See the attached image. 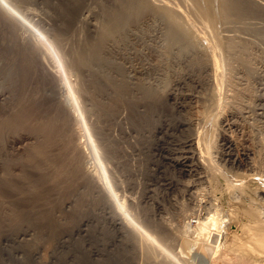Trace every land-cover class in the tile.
I'll list each match as a JSON object with an SVG mask.
<instances>
[{"label":"rangeland","instance_id":"1","mask_svg":"<svg viewBox=\"0 0 264 264\" xmlns=\"http://www.w3.org/2000/svg\"><path fill=\"white\" fill-rule=\"evenodd\" d=\"M116 1L0 0V264H157L163 258L162 255L158 254L159 256L147 258L146 251H144L146 246L143 245L140 248L138 243L131 241V239L124 235L118 223L115 224L114 218L118 217V215L116 214V209H114L115 204L112 198H115L118 202L124 201L127 209L133 214V218L148 233L152 234L153 238L157 234L153 230L154 227L158 226L160 227L159 229L164 228L166 231L165 238L161 240L157 236L155 237L159 245L168 253L172 249L171 252L177 253L178 255H176L186 261L187 264H264V253L258 250L254 251L257 253H253L255 249L252 250V248H249L250 250L247 249L246 252H244L246 248L240 250L231 247L230 249L231 240L227 242L228 238H230L229 234L235 233L233 231H236V236L239 235L238 237H241L242 240L245 239L246 235H243L244 233L242 232L243 227L250 226L251 228V222L255 224L258 221L255 219H259V217L260 219H264V33L262 34V30L259 31L261 28L264 30V0L252 1L255 2L254 6L257 8V11L253 14H243L244 16L235 17V19L233 18L227 22L217 17L214 20L213 28L211 27V23L213 22L210 20L206 22L208 19L204 16L202 17L200 11L195 8L197 5L198 7L206 6V0H197L196 2L190 0L192 5L188 0H184L186 3L183 0H148L152 6L159 10L160 14H178L175 10L170 11V8L167 7L168 3L166 1H168L169 6L173 3L172 7L177 6L175 8L181 9L179 12H181L180 16L183 17H181L182 20L189 17L187 19L188 22L186 21L188 25H186V22L185 25L190 31L191 36L195 35L194 38L195 40L197 39V48L200 49L197 54L199 55V59L201 58L200 56L204 55L203 52L207 51L203 49L208 48V52L205 53V55H208L202 56V59L205 57L207 60L204 61L205 58L203 60L200 59L201 61L198 63L189 60L190 58L188 57H190L192 52H184V54L189 55L188 57L183 56V52L182 54L179 52L180 54L178 55V51L175 50L176 47H174L175 49L172 48V50L174 49L173 52L171 51L172 53L170 52L168 55L154 52L158 49V45L161 47L160 45L162 44L163 37L161 36H163L162 30H164V21L162 20L164 19L147 15L151 19L145 18L138 25V21L135 23L128 16L123 21L119 20L115 9L117 8L115 6ZM170 2L172 3L170 4ZM188 2H190L189 6L186 5L184 7ZM213 3V8H215L217 6L215 3L217 4L218 2L217 0H213ZM262 3L263 6H259ZM164 6H166V9ZM261 9L263 10L261 11ZM182 10H185L186 13L184 14ZM259 12H263V14ZM257 13L258 16L255 15ZM195 14L199 18L195 17ZM253 18L256 23H253L255 22ZM149 20L154 21L153 24L155 23L156 25H153ZM189 20H192L193 23ZM101 22L105 26L116 30V32L112 33V40L109 39L106 42L101 40V33L98 29H95L101 25ZM240 22L244 25L248 24L247 28ZM112 24L117 25L116 27H111ZM237 24L238 26H236ZM250 24L254 26L258 24L259 26H257L261 28L255 27L259 33L256 29L252 28V25L250 28ZM137 26L139 30L136 29L138 28ZM194 26L197 31L199 29L202 32L198 33ZM208 26L211 27V30H214L215 27L216 34H213L208 29L210 28ZM132 31H134V34L137 31L135 37ZM207 31L210 34H206ZM140 32L141 34H139ZM148 35L151 36L149 37ZM153 35H156V37ZM227 37L237 39L238 44L235 46L238 48L239 53L237 52V54L240 56L235 55L234 51L237 50L231 51L236 47L229 48L230 54L227 52V48L225 50L224 41ZM52 38L63 56V63H65L66 67L65 78L77 90L76 95L78 94L80 97L82 116L88 132H90L92 143L93 145L95 144L94 149H96L100 166L106 174L107 182L113 193H104L105 200L102 199L103 196L100 189L93 185V178L90 181L88 179L89 173H94L96 165L88 157V147L84 132L80 128L81 126L75 122V119L72 117L73 114H70V106L66 103V101L69 102L68 95L65 94L66 85L64 79H59L58 77V63L53 57H49V60H51L49 61L40 52L39 54L37 53V48H43L46 45L43 39L51 40ZM139 38L144 43L141 44L140 40H138ZM155 38L160 41H156ZM214 39L215 42L213 41ZM147 40L149 44L146 43ZM210 40L211 42L213 41L215 46L213 44L212 46L210 45ZM218 41L223 45L219 44ZM155 42L159 43L155 45ZM239 42L244 44L240 43L243 48L246 46L243 55L241 54L243 48H241ZM37 43L39 44L37 45ZM103 44L107 47L103 46ZM146 45H148L147 48L145 47ZM102 47L107 50L105 55L100 52ZM212 47L213 49L211 50L210 48ZM223 48L224 53L226 55L229 54L231 64H235V68H233L234 66H230L234 72L228 71L229 68L226 69L230 65V61L228 55H225L228 59L224 56L227 60H223L225 59L223 57ZM214 49L216 51L217 49L218 51L220 50V53L222 52V54L219 53L222 57H219V60L222 59L226 62V67L223 66L221 70L222 65L220 66V64L223 61L217 62L219 60L218 58L216 60L215 56L217 55L218 57L219 55ZM43 50L41 49V51ZM100 55L104 56L103 62L109 64L110 61H113L114 63L117 62L118 66H120H117V68L113 67L111 76L115 80L125 76L126 80H123V83L121 82L123 85L118 84L119 82L117 83L121 87L115 86L116 84L114 85L111 78L108 80L109 84L113 86H109L105 81L101 84L94 80L91 82V79L85 75L87 69H89V67L85 66L86 64H90L92 68H99L102 63ZM231 55L234 57L232 58ZM180 56L187 58L189 61L187 59H182V61ZM159 57L163 58L160 59ZM213 57L215 58V63H213ZM163 60H166L167 66V63L171 65L165 66ZM170 60L172 61L170 62ZM237 60L239 62H236ZM202 61L207 66L210 64L209 67L205 66L204 62L203 65L205 67H203ZM98 62L100 63L98 64ZM240 62H245V64L249 65L244 64V69V65L241 63L242 67L239 68ZM155 64L161 68L159 69ZM196 64L199 70L203 68V71H199L195 67ZM213 64L219 69L215 65L213 66ZM223 64L225 65V63ZM132 65L136 69L139 66V70H144L153 76V80L150 78L149 81L151 84L155 82L154 88L156 90L158 89L156 82H161V78L164 80V82L162 80L163 83H157L161 88L159 87L154 94L155 97L157 94V97L155 100L153 99L152 103L154 105L158 102L155 105L158 108H154L155 106L152 105L153 110L148 109L149 112L151 111L150 113L147 112L146 108L138 106V101L136 103V100H132L133 98L135 99V96L132 94L133 91H130L132 90L129 87L131 85L128 86V79H132L131 81L135 79L129 77L133 73ZM162 65L165 67L164 69ZM188 66H191V68ZM210 66L217 69L216 73L215 68H212L216 75L210 70ZM246 67H249L247 69L248 72L245 71ZM151 69L153 70L151 71ZM187 70H190V72ZM218 70L222 72L218 73ZM228 73L232 74L228 75ZM144 74L140 76L144 77ZM221 74L224 75V80L227 79L228 75L229 80L227 79L228 81L226 82L230 81L234 87L229 85L230 83L227 85L224 82L226 83L224 84ZM213 75L216 78L220 75L219 78L221 77V79L218 80L217 78V81H221V83L213 80L216 79ZM77 76L78 79L75 80ZM117 76L119 77L118 79L116 78ZM155 76L157 80L154 78ZM230 76H233V78ZM175 78L182 79L177 83L175 81H178V79L175 80ZM93 83H97L98 86ZM214 83L218 85L224 84V86L219 85L220 92ZM161 84L165 86V89ZM126 85L129 90L126 89ZM227 86H230L232 90ZM236 86H238V89H235L236 92L232 93L233 88H236ZM211 87H215L214 89H217V92ZM161 89H163L162 92ZM164 91L167 95H165ZM221 92L224 94H221ZM230 93L231 95H229ZM235 93L237 94L235 95ZM125 94L126 100L123 98ZM122 95L123 97H121ZM222 95L224 97H221ZM162 96L167 97L166 100ZM217 97L221 98L217 101ZM219 101L220 103H217ZM186 103L188 104L186 105ZM234 105L237 109L232 107ZM230 108L231 111H235L234 114L236 115L231 114ZM137 109H143L141 110L144 111L142 114H147L144 116L145 118L143 115H140L141 112ZM176 117H180V119ZM222 118H226L228 122L235 121L238 124L232 126L222 125L220 123ZM149 120H151V123H148ZM188 121L190 124L187 125L186 122ZM66 122L68 123L67 126L64 124ZM206 124L208 127H211H206ZM220 125L221 127H219ZM225 125L227 128L230 126V128L227 129ZM251 125L252 127H250ZM213 126L214 128H212ZM215 126L217 127L216 129ZM200 127L205 131L201 130ZM149 128H152V130ZM211 128L215 129L218 134L215 135V131L210 130ZM199 130L203 131L201 135H199ZM222 131L227 132V134L222 133ZM208 133L209 135L211 134V138ZM221 135L227 138L223 139ZM197 136L200 140L197 139ZM187 137H193L194 140L200 141V144L207 138L208 142L212 141L210 146L213 147L209 148V155L207 153V157H210V159L206 165L195 167L193 164L195 160L192 161L191 159V161L186 162L190 164L189 166H180L178 161L182 160V154H185L182 150L187 143ZM202 137L204 139L207 138L204 140ZM227 139L231 140L230 144L226 142ZM17 140H22V143L15 142ZM223 143L226 144L224 145ZM237 143L240 144L238 145ZM195 149L197 150L198 148L195 146ZM226 151L234 155L236 154L239 160L236 159L233 162L227 161V156L224 155V153H227ZM246 160H249V162ZM251 161L254 166H251L253 165ZM221 166L222 168H220ZM193 167L195 168L191 169ZM202 168L204 170L202 171L203 173L200 172ZM198 171L203 174L199 181L196 178V176L201 175L200 173L197 174ZM249 177L251 178L249 179ZM242 178L244 179L243 181ZM191 180H194V183ZM235 180L238 181L237 184L239 185L236 184ZM240 180L245 184L240 182ZM245 180H248L247 182L249 183ZM233 181L236 185H233ZM187 182L190 185L189 189L186 186ZM228 185L240 191L236 192L235 189L228 188ZM200 187L203 189H200ZM254 187L256 189L260 187L261 190H256ZM196 190H199V192L197 193ZM243 191L246 194L241 193ZM254 193H258L256 194L257 196ZM250 204L253 205L251 207L256 209V216L257 214L261 215L259 211H263L262 218L261 216L251 218L248 213L244 212L243 209L250 206ZM257 209L260 210L258 211ZM213 211H216L218 218L222 217L221 219H226H224L226 222H223L225 224L222 226L221 236L218 238L220 241V246L218 247L220 249L218 250L217 248L218 251L216 250L215 253H204L198 248H194L196 251L192 248L189 252H179L180 235L182 233L187 234L184 229L188 230L187 236L189 238L193 236V223L195 222L191 220H196L197 215L205 216L208 212L210 214ZM217 212L220 214L219 216ZM237 219H239L240 223L236 222ZM82 220L86 221V225L82 226L83 229L81 231H78L76 227ZM229 220L236 225H232V223L230 225ZM185 221H188L189 224ZM261 222L263 223V221ZM162 223H165L164 226ZM183 224H187L189 227L187 226L186 229ZM241 226L242 229L240 228ZM262 226L264 227V225ZM23 231L29 234L26 236V239L18 240L19 234ZM62 234L67 238L66 242H59L58 240V237ZM223 236H225V241L222 239ZM207 240L214 243V235H210ZM245 243L247 244L248 242L245 241ZM248 244L252 245L250 242ZM226 248L229 253L226 251ZM193 250L196 253L192 252ZM171 252L169 255L172 254ZM199 252L203 254V257H198ZM181 253H183L184 257L179 255ZM195 254L198 255L196 256ZM228 254L230 258L231 256L234 258L232 257L231 260ZM194 255L197 258L194 257L195 259H193ZM205 255L207 256L204 257ZM217 256H220L219 259L221 261L217 259ZM211 258L215 259L214 261L217 260L216 263Z\"/></svg>","mask_w":264,"mask_h":264},{"label":"bare ground","instance_id":"2","mask_svg":"<svg viewBox=\"0 0 264 264\" xmlns=\"http://www.w3.org/2000/svg\"><path fill=\"white\" fill-rule=\"evenodd\" d=\"M153 1V0H152ZM158 1V0H157ZM161 1V0H160ZM174 1H176V0H174ZM179 1V0H178ZM182 1V0H181ZM180 1V2H181ZM184 1V0H183ZM187 1V0H186ZM188 1H190V0H188ZM195 2L197 1V0H194ZM215 1V0H214ZM252 1H254V0H217V4L215 3V5H217V6H215V8H213V5H214V3L212 4V2H213V0H206V6H202V7H198V5H197V7H195V8H197V10L198 11H200V13L202 14L201 16L203 17H205L206 19H208L206 22H208L209 20L211 21V22H213V23H211V27L213 28V26H214V20L215 19H217V17L219 18V19H223V20H225L226 22L227 21H229V20H232L233 18L235 19V17H238V16H244L243 14H247L248 15V13H255V11H257L256 9L257 8H255V6H254V3L255 2H252ZM256 1V0H255ZM258 1V0H257ZM155 2V1H154ZM167 3H168V5H167V7H169L170 8V11L171 10H175V12L176 13H178V14H175V15H165V14H160L159 13V10L157 9V8H155L154 6H152L151 4H150V2L148 1V0H117L116 1V4H115V6L117 7V8H115L116 9V11H117V16L119 17V20H124V18H132V20H133V22H137V25H138V23H141V21L143 20V19H145V18H148V16L147 15H151L152 17H154V16H156V18H162V19H164V20H162V21H164V30H162V29H160V30H162V33H163V36H161L162 35V33H161V31H160V33H161V35L159 34V36H161V37H163V39H162V44L160 45L161 47H159V45H158V49H156L154 52H157L158 54H163V55H168L171 51L173 52V50L175 49L174 47H176V49L175 50H177L178 51V55L181 53L182 54V52H183V54H184V52H186V51H190V57H188L189 55H186V54H184L183 56H187L188 58H190L189 60H191V61H193V62H199V61H201L200 59H202V56H206V55H208V54H206L205 55V53L206 52H208V48L206 47V49L204 48L203 50L204 51H206L205 53L203 52V54L204 55H202V53H200L202 56H200L201 58L199 59V55H197L198 54V52H199V48H197V39L195 40V38H194V36L192 35L191 36V34L189 33L190 31L187 29V27H186V25H188V21H187V19H189V17L188 18H185V20H182V16H180L181 14V12H179L181 9L179 8H175V7H177V6H173L172 7V2H170V6H169V2L168 1H166ZM191 2V1H190ZM190 2H188L187 4H185V6L184 7H186V5L187 6H189V4H190ZM261 2V1H260ZM259 2V3H260ZM184 3H186L185 1H184ZM198 3V2H197ZM202 3V2H201ZM258 3V2H257ZM256 3V4H257ZM155 4V3H154ZM163 4V3H162ZM195 4H193L194 6H195ZM212 4V5H211ZM158 5V4H157ZM177 5H178V3H177ZM181 5H184V4H181ZM191 5H192V2H191ZM202 5H203V3H202ZM114 6V7H115ZM259 6H263V3H262V5H260L259 4ZM166 6H164V8H165ZM190 7H192V6H190ZM162 8V7H161ZM262 8V7H261ZM264 8V7H263ZM166 9V8H165ZM163 10V9H162ZM190 10V9H189ZM193 10L195 11V9H194V7H193ZM263 9H261V11H262ZM183 11V10H182ZM259 11V10H258ZM164 12H166V11H164ZM164 12H162V13H164ZM184 12V14L186 13L185 12V10L183 11ZM189 12H191V11H189ZM167 13V12H166ZM199 13V14H200ZM260 14H263V12L261 13V12H259ZM171 14H172V12H171ZM184 14H183V16H184ZM192 14H194V13H192ZM246 15V16H247ZM255 15H257L258 16V13L257 14H255ZM128 16V17H127ZM192 16V15H191ZM200 16V17H201ZM5 17H6V15H5ZM182 17V18H181ZM185 17V16H184ZM195 17H197V15L195 14ZM8 18V17H7ZM193 18V17H192ZM197 18H199V17H197ZM261 18V17H260ZM262 18H263V16H262ZM148 19H151V18H148ZM250 19V18H249ZM256 19V18H255ZM257 19H259V18H257ZM159 20V19H158ZM157 20V21H158ZM161 20V19H160ZM194 20V19H193ZM200 20V19H199ZM202 20H203V18H202ZM201 20V21H202ZM205 20V19H204ZM252 20V19H251ZM253 20H254V18H253ZM253 20H252V22H253ZM261 20V19H260ZM9 21V20H8ZM144 21V20H143ZM142 21V22H143ZM149 21H151V20H149ZM156 21V22H157ZM187 21V22H186ZM189 21H191V23H193V21L192 20H189ZM200 21V22H201ZM217 21V20H216ZM248 21H250V20H248ZM247 21V22H248ZM255 21V20H254ZM148 22V21H147ZM152 22V24H153V22L154 21H151ZM185 22L187 23L186 25H185ZM195 22V21H194ZM197 22H198V20H197ZM233 22H235V21H233ZM233 22H232V24H233ZM241 22H243V21H241ZM240 22V23H241ZM244 22H246V21H244ZM251 22V23H252ZM258 22H260V21H258ZM163 23V22H162ZM203 23V22H202ZM210 23V22H209ZM253 23H256V21L255 22H253ZM262 23V22H261ZM97 24V23H96ZM99 24V23H98ZM155 24V23H154ZM153 24V25H154ZM195 24H196V22H195ZM194 24V25H195ZM226 24V23H225ZM239 24V23H238ZM238 24L236 25V26H238ZM242 25H244L243 23H241ZM246 24V23H245ZM259 24V23H258ZM257 24V25H258ZM116 25L117 24H112L111 25V27H116ZM142 25V24H141ZM156 25V24H155ZM199 25V24H198ZM200 25H202L201 23H200ZM199 25V26H200ZM207 25H208V23H207ZM210 25V24H209ZM234 25H235V23H234ZM240 25V24H239ZM242 25H240V26H242ZM248 25V24H247ZM247 25H244V26H246V28H247ZM251 25H252V28H254V29H256L257 30V32L259 33V31H261L262 30V34L264 33L263 31V28H261L262 26H261V24H259L261 27H258L256 24H255V26H257V28L259 29V28H261L259 31H258V29L253 25V24H250L249 25V27L251 28ZM192 26V25H191ZM254 26V27H253ZM138 27V26H137ZM146 27V26H145ZM158 27V26H157ZM202 27V26H201ZM203 27H207V26H203ZM208 27H210V26H208ZM211 27L210 28H208L209 30H211ZM235 27V26H234ZM162 28V27H161ZM194 28H195V26H194ZM198 28V27H197ZM205 28H203V29H205ZM229 28V27H228ZM95 29H98L99 30V32L101 33V40H104L105 42L107 41V40H109V39H113V36H112V33H114V32H116V30L115 29H112V28H110V27H107V26H105L102 22H101V25L98 27V28H95ZM136 29H138L139 30V27L138 28H136ZM142 29V28H141ZM236 29V28H235ZM195 30H196V28H195ZM253 30V29H252ZM155 31H156V29H155ZM193 31V30H192ZM197 31V30H196ZM196 31H194L195 33H196ZM134 31H132V33H133ZM136 32L137 31H135V34H136ZM143 32H144V30H143ZM194 32H192V33H194ZM198 33L200 32L199 31V29H198V31H197ZM202 32V31H201ZM200 32V33H201ZM211 32L213 33V34H216V31H215V27H214V30H211ZM256 32V33H257ZM149 33V32H148ZM152 33H153V31H152ZM261 33V32H260ZM134 34V33H133ZM135 34H134V37H135ZM139 34H141V32L139 33ZM146 34V33H145ZM206 34H210V32L209 31H207V33ZM232 34H234V33H232ZM232 34H228V35H232ZM137 35H138V33H137ZM152 35V34H151ZM150 35V36H151ZM198 36H199V34H197ZM196 35V36H197ZM139 36V35H138ZM138 36H137V38H138ZM146 36V35H145ZM144 36V37H145ZM149 36V35H148ZM149 36V37H150ZM153 36H155L156 37V35H153ZM157 36H158V34H157ZM235 36V35H234ZM141 37V36H140ZM143 37V38H144ZM209 37V36H208ZM216 37V36H215ZM238 37V36H237ZM236 37V38H237ZM147 38V37H146ZM157 38H159V37H157ZM205 38H206V36H205ZM211 38H213V37H211ZM136 39V38H135ZM150 39V38H149ZM160 39V38H159ZM158 39V40H159ZM138 40H140V42H141V39L139 38ZM143 40V39H142ZM155 40L156 41H158L156 38H155ZM161 40V39H160ZM159 40V41H160ZM201 40V39H200ZM212 40V39H211ZM211 40L209 41L211 44V46H212V44H213V41L215 42V39L211 42ZM237 39H233V38H230V37H227L226 39H225V41H224V47H225V50H226V48H227V52L230 54V50H229V48L230 49H232L233 47H236L235 45L236 44H238L237 43V41H236ZM43 41H45V46H43V48L42 47H39V48H37V53L39 54V52L41 53V55H43V57H46L48 60H49V57H53L56 61H57V63H58V68H59V73H58V77H59V79L60 78H62V79H64V82H65V87H66V93L65 94H67L68 95V101L69 102H67L66 101V103H67V105L68 106H70V114L72 115L73 114V119H75V122H77L78 124H79V126H81L80 128L83 130V132H84V137H85V141H86V145H87V147H88V157H89V159H91V161H93V163L95 162V165H96V167H94L95 168V170H94V173H89V176H88V179H89V181H90V179L91 178H93V180H94V183H93V185L94 186H96V187H98L99 189H100V192H101V194H102V199H104L105 200V194L104 193H106V194H113L112 193V191H111V187L109 186V184H108V182H107V177H106V174H105V172L103 171V169H102V167L100 166V163H99V161H98V158H97V153H96V149H94V146H95V144L93 145V143H92V138H91V135H90V132H88V129H87V127H86V123H85V120H84V118H83V114H82V107H81V103H80V97H79V95L77 94L76 95V93H77V90L70 84V83H68V80L65 78V74H66V70H65V63H63V56H62V54H61V52H60V50L58 49V47L56 46V43L54 42V39L52 38L51 40H44L43 39ZM146 41V40H145ZM152 41V40H151ZM239 41V40H238ZM241 41V40H240ZM153 42V41H152ZM199 42V41H198ZM206 42V41H205ZM108 43V42H107ZM142 43H144L143 41L141 42V44ZM146 43H148L149 44V42H148V40H147V42ZM145 43V44H146ZM151 43V42H150ZM156 43V42H155ZM155 43H153V44H155ZM157 43H159V42H157ZM157 43L155 44V45H157ZM161 43V42H160ZM218 43L219 44H221V45H223L222 43H220L219 41H218ZM241 42H239V44H240ZM39 43H37V45H38ZM106 44V43H105ZM105 44H103V46H106ZM110 44V43H109ZM200 44H202V43H200ZM199 44V45H200ZM241 44H243V43H241ZM241 44H240V46H241ZM198 45V46H199ZM244 45V44H243ZM147 46L148 45H146L145 47L147 48ZM150 46V45H149ZM213 46H215V44H213ZM239 45H238V47H240ZM107 47V46H106ZM153 47V46H152ZM217 47V46H216ZM246 47V46H245ZM244 47V48H245ZM149 48V47H148ZM155 48H157V47H155ZM159 48H161V49H159ZM172 48H174L173 50H172ZM215 48V47H214ZM220 48V47H219ZM241 48H243L242 46H241ZM241 48H240V50H241ZM242 49V51L243 52H241V54L243 55V53H244V51H245V49ZM41 49H44L43 51H41ZM111 49V48H110ZM151 49V48H150ZM201 49H202V47H201ZM211 50L213 49V47L212 48H210ZM209 49V50H210ZM234 49L235 50H237L238 48L236 47V48H233L231 51H234ZM144 50V49H143ZM215 50V52L216 53H218V55H219V51H218V49H217V51H216V49H214ZM223 50V53L225 52L224 51V48L222 49ZM229 50V51H228ZM239 50V51H240ZM146 51V50H145ZM202 51V50H201ZM100 52H102V53H104V55L106 54V52H107V50L105 49V48H103L102 47V49H101V51ZM147 52V51H146ZM145 52V53H146ZM153 52V53H154ZM171 52V53H172ZM180 52V53H179ZM211 52V51H210ZM215 52L213 51V53L215 54ZM235 53V55L237 56L238 54H237V52H238V50L237 51H234ZM144 53V52H143ZM152 53V54H153ZM177 53V52H176ZM239 53V52H238ZM147 54H149V53H147ZM155 54V53H154ZM174 54V53H173ZM187 54H189V53H187ZM220 54H222V52L220 53ZM229 54H227L228 56H229ZM232 54H233V52H232ZM135 55H137V54H135ZM143 55V54H142ZM178 55H176L177 57H178ZM210 55H212V54H210ZM226 55V53H224L223 54V57ZM226 55V56H227ZM241 55V56H242ZM101 56V58H102V63L100 64V66H99V68L98 67H96V68H92L91 67V65L90 64H86L85 66H87V68L89 67V69H87V72L85 73V75L87 76V77H89V79H91L90 81L92 82V80H94V81H97V82H99L100 84L101 83H103L104 81L106 82V84H108L109 86H113V85H110L109 84V78H111V80L114 82V85L115 86H117V87H119L123 82V80L125 81L126 80V78H125V76L123 77H116L118 80H115V78L113 79V77L111 76V72H112V69H113V67H115V68H117V66H118V63L116 62V63H114L113 61H110V63L108 64V63H106V62H103V57L104 56H102V55H100ZM150 56H152V55H150ZM160 56V55H159ZM212 56H215V55H212ZM225 56V57H226ZM232 56V55H231ZM235 56V57H236ZM238 56H240V55H238ZM143 57H144V55H143ZM146 57V56H145ZM148 57V56H147ZM181 57V58H180ZM179 58L182 60V59H187V58H185V57H183L182 58V56H180ZM208 57V56H207ZM211 57V56H210ZM219 57H221L220 55L217 57V55L215 56V58H216V60H217V58H218V60H219ZM224 57V58H225ZM234 56H232V58H233ZM160 59H162L163 57H159ZM205 58V57H204ZM203 58V59H204ZM215 58L213 57V60H214V62L213 63H215ZM222 58V57H221ZM227 58V57H226ZM223 59L224 61L225 60H227L228 58H229V61L231 60L230 59V56L227 58V59ZM125 59V58H124ZM145 59V58H144ZM147 59V58H146ZM152 59V58H151ZM164 59H166L165 57H164ZM202 59V60H203ZM168 60V59H167ZM175 60V59H174ZM177 60V59H176ZM188 59H187V61H189ZM207 59L205 58V60L204 61H206ZM222 60V59H221ZM221 60H219V61H217V62H220ZM222 60V61H223ZM236 60V59H235ZM49 61H51V60H49ZM164 61V60H163ZM169 61V60H168ZM172 60H170V62H171ZM183 61V60H182ZM185 61V60H184ZM204 61H202V65H203V62ZM221 61V62H222ZM222 62L221 64H220V66H221V68H220V70L222 69V67L223 66H225L226 67V62ZM228 61V62H229ZM233 61V60H232ZM142 62H143V60H142ZM156 62V61H155ZM178 62V61H177ZM186 62V61H185ZM217 62H216V64H217ZM228 62H227V64H228ZM236 62H239L238 60L236 61ZM236 62H234V63H236ZM100 62H98V64H99ZM163 63H165V66H167L166 65V60L163 62ZM175 63V62H174ZM192 63V62H191ZM205 63V62H204ZM209 63H210V61H209ZM223 63H225V65L223 64ZM241 63H243V62H240V65H241ZM48 64H51V63H48ZM117 64V65H116ZM130 64V63H129ZM168 64V66L169 65H171V64H169V63H167ZM186 64H187V62H186ZM185 64V65H186ZM188 64H190V63H188ZM193 64V63H192ZM219 64H218V66H219ZM238 64V63H237ZM245 64V62L242 64V65H244ZM140 65H142V64H140ZM156 65V64H155ZM160 65V64H159ZM184 65V66H185ZM194 65V64H193ZM197 65V64H196ZM195 65V67H197L198 68V65L196 66ZM200 65V64H199ZM210 65V64H209ZM209 65L207 66L206 65V63H205V66H207V67H209ZM215 64H213V66H214ZM235 64H231V61H230V65H228L227 66V68L226 69H228L229 68V70L228 71H232V69L233 68H235V66H234ZM239 65V68L240 67H242V65L240 66ZM245 65H249V64H245ZM245 65L243 66L244 67V69H245ZM125 66V65H124ZM145 66V65H144ZM157 66V65H156ZM167 66V67H168ZM184 66H183V68H184ZM187 66V65H186ZM185 66V67H186ZM204 65H203V67H205ZM213 66H210L211 68H210V70L213 72V73H215L216 72V68H218V67H216V65H215V69L213 68ZM230 66L231 67H233L232 69L230 68ZM118 67H120V66H118ZM132 67V70H133V73L129 76L130 78H135V79H133L134 81H131L130 79H128V86L129 85H131V86H129V87H131L130 89H132V90H130L131 92L133 91V95L135 96V99L133 98L132 100H136V103H137V101H138V106H142V108L144 107V108H146L147 109V112H149L148 111V109L149 110H153L152 108V103H153V99L155 100V98L157 97V94H156V97H155V93H156V91L159 89V87H160V85H158L157 83H159L158 81L156 82V85L158 86V89L156 90V88H154L155 87V82L154 83H152L151 84V82L149 81V79L151 78V80H153L152 78H153V76H151L149 73H147V72H145L144 70H139V66H137L138 67V69H136L135 68V66H134V68H133V65L131 66ZM159 69L161 68V67H159V66H157ZM162 67H163V65H162ZM170 67H172V66H170ZM188 67H190L191 68V66H188ZM250 67V66H249ZM249 67L247 68L246 67V72H248L247 71V69H249ZM114 68V69H115ZM124 68V67H123ZM130 68V67H129ZM149 68V67H148ZM147 68V69H148ZM152 68H153V66H152ZM165 67H163V69H164ZM174 68V67H173ZM177 68V67H176ZM189 68V69H190ZM212 68L215 70V72L212 70ZM110 69H111V71H110ZM141 69H142V67H141ZM143 69H144V67H143ZM146 69V68H145ZM200 69H201V66H200ZM203 69V68H202ZM201 69V70H202ZM207 69V68H206ZM219 69V68H218ZM231 69V70H230ZM120 70H122V68H120ZM120 70H119V72H120ZM131 70V71H132ZM153 69H151V71H152ZM193 70V69H192ZM197 70V69H196ZM198 70H199V68H198ZM201 70H199V71H201ZM220 70H218V73L220 72H222V71H220ZM242 70H243V68H242ZM115 71V70H114ZM124 71V70H123ZM123 71H122V73H123ZM130 71V72H131ZM144 71V72H143ZM150 71V72H151ZM165 71V70H164ZM187 71H189L190 72V70H187ZM203 71V70H202ZM244 71V70H243ZM117 72V71H116ZM116 72H114V73H116ZM125 72V71H124ZM162 72V71H161ZM172 72H174V71H172ZM224 72V71H223ZM232 72H234V70L232 71ZM113 73V72H112ZM122 73H120V75H122ZM143 73H145V74H147L146 75V78H145V74H144V77L143 76H140L141 74H143ZM152 73V72H151ZM163 73V72H162ZM165 73H166V71H165ZM197 73H198V71H197ZM217 73V72H216ZM216 73L214 74V75H216ZM117 74V73H116ZM154 74V73H153ZM152 74V75H153ZM167 74V73H166ZM223 74H225V73H223ZM223 74H221V77H223L224 75ZM229 74H232V73H228V75ZM139 77H138V76ZM172 75V74H171ZM201 75V74H200ZM213 75V76H214ZM227 75V79H228V76ZM111 76V77H110ZM184 76V75H183ZM183 76H182V78H183ZM220 76V75H219ZM219 76H217V78H218V80H220L221 79V77L219 78ZM127 77H128V75H127ZM193 77V76H192ZM191 77V78H192ZM215 78H216V76H214ZM213 77V78H214ZM230 77H232L233 78V76H230ZM241 77V76H240ZM239 77V78H240ZM154 78H156V80H157V77L155 76ZM182 78H177L178 79V81H175V82H177V83H179V81H180V79H182ZM187 78V77H186ZM190 78V77H189ZM207 78V77H206ZM217 78L216 79H213V80H216L217 81ZM232 78H230V79H232ZM238 78V77H237ZM58 79V80H59ZM78 79V76L76 77V79L75 80H77ZM170 79V78H169ZM176 78H175V80H177ZM185 79V78H184ZM184 79H183V81H184ZM226 79V78H225ZM224 80V77H223V83L224 82H226V81H228V80ZM241 79V78H240ZM155 80V79H154ZM155 80V81H156ZM158 80H159V78H158ZM161 80V82L160 83H163L164 82V80L161 78L160 79ZM162 80H163V82H162ZM171 80V79H170ZM187 80V79H186ZM185 80V81H186ZM193 80V79H192ZM234 81V80H233ZM119 82V83H118ZM122 82V83H121ZM127 82V81H126ZM214 82V81H213ZM120 84V85H118V84ZM186 83V82H185ZM217 83H221V81H217ZM222 83V84H223ZM227 83V82H226ZM226 83H224V84H226ZM228 83H230L229 85H231V86H233V83H231L230 81L228 82ZM228 83H227V85H228ZM238 83V82H237ZM94 85H96V86H98V84L97 83H93ZM126 84V83H125ZM166 84V83H165ZM205 84V83H204ZM222 84H219V85H221V86H224V84L222 85ZM123 85V84H122ZM169 85H170V83H169ZM189 85H191V84H189ZM205 85H207V84H205ZM212 86H213V84H211ZM214 85H215V87L216 88H218V91L220 92L221 90H219L220 88H219V85L218 84H215L214 83ZM125 86V85H124ZM123 86V87H124ZM156 86V87H157ZM161 86L163 87L164 85H162L161 84ZM177 86V85H176ZM192 86V85H191ZM218 86V87H217ZM240 86V85H239ZM121 87V86H120ZM122 87V88H123ZM214 87V88H215ZM226 87V86H225ZM227 87H230V86H227ZM234 87V86H233ZM232 87V88H233ZM238 86H236V88H233V92L232 93H234V91H235V89H238L237 88ZM93 88H95L94 86H93ZM161 88V87H160ZM164 89H165V86L163 87ZM168 88H170L169 86H168ZM173 88V87H172ZM175 88V87H174ZM211 88H213V87H211ZM213 88V89H214ZM118 89H120V88H118ZM117 89V90H118ZM124 89V88H123ZM126 89H128L129 90V88H127V85H126ZM167 89V88H166ZM221 89H223V87H221ZM227 89H229V88H227ZM230 89H231V87H230ZM114 90V89H113ZM120 90H122V89H120ZM215 91L217 90V89H214ZM232 90V89H231ZM163 91V89H161V92ZM166 91V90H165ZM164 91V92H165ZM171 91V90H170ZM174 91V90H173ZM179 91V90H178ZM198 91V90H197ZM239 91V90H238ZM237 91V93L239 94V92ZM115 92V91H114ZM131 92H130V94H131ZM163 92V93H164ZM217 92V91H216ZM231 92V91H230ZM236 92V91H235ZM121 93V92H120ZM119 93V94H120ZM162 93V94H163ZM166 93V92H165ZM223 92H221V94H222ZM237 93H235V95L237 94ZM245 93V92H244ZM122 94V93H121ZM129 94V95H130ZM161 94V95H162ZM203 94V93H202ZM210 94V93H209ZM208 94V95H209ZM216 94H218V93H216ZM215 94V95H216ZM220 94V95H221ZM224 94V93H223ZM226 94H228V93H226ZM243 94V93H242ZM128 95V96H129ZM165 95H167V93L165 94ZM219 95V94H218ZM217 95V96H218ZM229 95H231V93L229 94ZM233 95V94H232ZM240 95V94H239ZM238 96V95H237ZM121 97H123V95L121 96ZM126 97V94H125V96L123 97V98H125ZM162 97H165V96H162ZM177 97V96H176ZM214 97V96H213ZM221 97H224L223 95L221 96ZM220 97V98H221ZM235 97V96H234ZM264 97V96H263ZM262 97V98H263ZM123 98H121L122 100H123ZM129 98H131V97H129ZM166 98L167 97H165L164 99L166 100ZM204 98V97H203ZM220 98H218L217 97V101H218V99H220ZM193 99V98H192ZM228 99V98H227ZM124 100H126V98L124 99ZM129 100V99H128ZM127 100V101H128ZM158 100V99H157ZM156 100V101H157ZM234 100V99H233ZM264 100V99H263ZM156 101H154V102H156ZM195 101V100H194ZM226 101V100H225ZM231 101V100H230ZM235 101V100H234ZM121 103H122V101H120ZM125 102V101H124ZM130 102V101H129ZM134 102V101H133ZM259 102V101H258ZM135 103V104H136ZM158 103V102H157ZM156 103V104H157ZM217 103H220V101L219 102H217ZM223 103V102H222ZM227 103V102H226ZM136 104V105H137ZM156 104H154L153 106H155ZM185 104V103H184ZM188 103H186V105H187ZM229 104V103H228ZM238 104V103H237ZM173 105V104H172ZM225 105V104H224ZM230 105H231V103H230ZM123 106V105H122ZM129 106H130V104H129ZM180 106V105H179ZM182 106V105H181ZM246 106V105H245ZM137 107V106H136ZM174 107V106H173ZM232 107H235V105L234 106H232ZM239 107V106H238ZM247 107V106H246ZM126 108V107H125ZM154 108H158V107H154ZM225 108V107H224ZM145 109V110H146ZM235 109H237V107H235ZM242 109V108H241ZM247 109V108H246ZM245 109V110H246ZM138 110V109H137ZM140 110V109H139ZM138 110V111H139ZM141 110H143V109H141ZM140 110V112H141V114L140 115H143V117L144 116H146L147 114L145 113V114H142V112H144V111H141ZM189 110V109H188ZM229 110V109H228ZM184 111V110H183ZM192 111V110H191ZM196 111V110H195ZM230 112H231V114L232 115H236V114H234L235 113V111H231V108H230V110H229ZM249 111H251V110H249ZM126 112V111H125ZM133 112V111H132ZM151 112V111H150ZM149 112V113H150ZM186 112V111H185ZM220 112H222V111H220ZM228 112V111H227ZM243 112H244V110H243ZM258 112V111H257ZM260 112V111H259ZM124 113V112H123ZM139 113V112H138ZM148 113V115H150ZM183 113V112H182ZM201 113V112H200ZM199 113V114H200ZM224 113V112H223ZM252 113H253V111H252ZM133 114H134V112H133ZM260 114V113H259ZM123 115V114H122ZM218 115V114H217ZM248 115V114H247ZM139 116V115H138ZM184 116H186V115H184ZM244 116L246 117V115L244 114ZM151 117V116H150ZM150 117H149V119H150ZM140 118V117H139ZM145 118V117H144ZM147 118H148V116H147ZM152 118V117H151ZM177 118V117H176ZM179 119H180V117H178ZM177 118V119H178ZM142 119V118H141ZM176 119V120H177ZM211 119V118H210ZM68 120V119H67ZM213 120V119H212ZM211 120V121H212ZM227 119L226 118H222L221 119V122L220 123H222V125L223 124H226V125H237L238 123L237 122H235V121H231V122H228V121H226ZM232 120H234V119H232ZM244 120V119H243ZM145 121H147V120H145ZM151 120H149L148 121V123L150 122ZM183 121V120H182ZM203 121V120H202ZM210 121V122H211ZM179 122H181V121H179ZM184 122V121H183ZM245 122V121H244ZM247 122V121H246ZM250 122V121H249ZM133 123V122H132ZM151 123V122H150ZM182 123V122H181ZM180 123V124H181ZM66 126L68 125V123L66 122V123H64ZM178 124V123H177ZM186 124L188 125V124H190V122L188 121V122H186ZM195 124V123H194ZM200 124V123H199ZM198 124V125H199ZM239 124H240V122H239ZM250 124H251V122H250ZM176 125V124H175ZM174 125V126H175ZM181 125H183V124H181ZM196 125V124H195ZM204 125V124H203ZM211 125V124H210ZM225 125V126H226ZM241 125V124H240ZM239 125V126H240ZM151 126H153V125H151ZM181 127V126H180ZM206 127H208V125L206 124ZM211 127V126H210ZM210 127H208V128H210ZM219 127H221V125L219 126ZM218 127V128H219ZM223 127V126H222ZM250 127H252V125L250 126ZM196 128H197V126H196ZM212 128H214V126L212 127ZM210 129V130H213V129ZM217 127L215 126V129H216ZM226 128H227V126H226ZM226 128H225V130H226ZM228 128H230V126L228 127ZM227 128V129H228ZM146 129V128H145ZM149 129H151L152 130V128H149ZM174 129V128H173ZM195 129V128H194ZM197 129H199V128H197ZM200 129H201V127H200ZM204 129H205V127H204ZM215 129L213 130V131H215ZM220 129V128H219ZM222 129V128H221ZM223 129H224V127H223ZM243 129V128H242ZM147 130V129H146ZM167 130V129H166ZM201 130H203V129H201ZM201 130H199L200 131V134L199 135H201V133H203V131H205V130H203V131H201ZM209 130V129H208ZM250 130H252V129H250ZM160 131V130H159ZM182 131V130H181ZM248 131V130H247ZM209 132V131H208ZM211 132V131H210ZM219 132V131H218ZM173 133V132H172ZM212 133V132H211ZM215 135H217L218 133L215 131ZM221 133V132H220ZM222 133H226L227 134V132H223L222 131ZM231 133V132H230ZM197 134V133H196ZM206 134H207V132H206ZM60 135V134H59ZM208 135H209V133H208ZM207 135V136H208ZM213 135H214V133H213ZM204 136H205V134H204ZM203 136V137H204ZM210 136V138H211V134L209 135ZM219 136V135H218ZM222 136V135H221ZM232 136V135H231ZM254 136H255V134H254ZM254 136H252V137H254ZM196 137V136H195ZM202 137V138H203ZM215 137V136H214ZM213 137V138H214ZM229 137V136H228ZM250 137H251V135H250ZM188 138V137H187ZM207 138V137H206ZM205 138V139H206ZM222 138L223 139H226L225 138V136L223 137L222 136ZM221 138V139H222ZM231 138H233V137H231ZM230 138V139H231ZM260 138V137H259ZM197 139H199L198 138V136H197ZM204 139V138H203ZM204 139V140H205ZM248 139V138H247ZM200 140V139H199ZM207 140V141H206ZM202 144H203V146H201L202 144H200L201 142L200 141H197V140H194L193 139V137H190V138H188V139H186V141H187V143L184 145V149L182 150L183 151V153H185V154H182V160L180 159L179 161H178V163H180V166L181 165H190L189 163H186V162H189V161H191V159H192V161L193 160H195V162H193V164L195 165V167L196 166H201V165H206L207 164V162H208V160L210 159V157H207V153H208V155H209V148L210 147H213V146H210V143L212 142H208V138L206 139ZM210 140V139H209ZM262 140V139H261ZM175 141V140H174ZM223 141V140H222ZM233 141V140H232ZM15 142H19V143H22V140H17V141H15ZM200 142V143H199ZM213 142H214V140H213ZM225 142V141H224ZM226 142H229V144L231 143V140H229V139H227L226 140ZM184 144V143H183ZM182 144V145H183ZM224 144V143H223ZM226 144V143H225ZM224 144V145H225ZM234 144V143H233ZM238 144V143H237ZM240 144V143H239ZM238 144V145H239ZM244 144V143H243ZM264 144V143H263ZM18 145H20V144H18ZM213 145V144H212ZM195 146L198 148L197 150L195 149ZM235 146V145H234ZM244 146V145H243ZM232 147V146H231ZM256 147V146H255ZM216 148V147H215ZM242 148V147H241ZM180 149V148H179ZM245 149V148H244ZM250 149V148H249ZM234 150H236V149H234ZM261 150V149H260ZM181 151V152H182ZM228 151H231V150H228ZM225 152V151H224ZM223 152V153H224ZM227 152V151H226ZM244 152V151H243ZM252 152V151H251ZM250 152V153H251ZM215 153V152H214ZM235 153H237V152H235ZM249 153V152H248ZM173 154V153H172ZM211 154H212V151H211ZM219 154V153H218ZM238 154V153H237ZM251 154H254V153H251ZM224 155H226L227 157H226V159H227V161L229 160V161H234V160H236V159H238V157H237V155L235 154H231V153H229V152H227V153H224ZM239 155V154H238ZM172 156V155H171ZM163 157V156H162ZM251 157V156H250ZM222 159H223V157H221ZM211 159H212V157H211ZM214 159V158H213ZM221 159V160H222ZM241 159V158H240ZM244 159V158H243ZM255 159V158H254ZM174 160V159H173ZM239 160V159H238ZM91 161H89L90 163H91ZM246 161H248L249 162V160H246ZM206 162V163H205ZM252 162V161H251ZM250 162V163H251ZM200 163V164H199ZM213 163V162H212ZM255 163V162H254ZM89 164V163H88ZM171 164V163H170ZM214 164V163H213ZM217 164V163H216ZM222 164V163H221ZM235 164H236V162H235ZM239 164H241V163H239ZM238 164V165H239ZM251 164H253V162L251 163ZM90 165V164H89ZM91 165H93V164H91ZM192 165V164H191ZM211 165V164H210ZM218 165V164H217ZM243 165V164H242ZM193 166V165H192ZM213 166V165H212ZM211 166V167H212ZM215 166V165H214ZM245 166V165H244ZM249 166V165H248ZM251 166H254V164L253 165H251ZM90 167V166H89ZM184 168H186L185 166H183ZM182 167V168H183ZM195 167H193V168H191V169H194ZM206 167V166H205ZM217 167V166H216ZM247 167V166H246ZM189 168V167H188ZM187 168V169H188ZM207 168H208V166H207ZM220 168H222V166L220 167ZM90 169H92V168H90ZM197 169V168H196ZM92 171V170H91ZM195 171V170H194ZM200 171V170H199ZM197 172V174H199L200 172H202V171H204L203 170V168L201 169V171L200 172ZM219 171V170H218ZM180 172V171H179ZM220 172V171H219ZM236 172V171H235ZM203 173V172H202ZM213 173V172H212ZM223 173V172H222ZM229 173V172H228ZM201 174V173H200ZM204 174H205V172H204ZM209 174V173H208ZM211 174V173H210ZM252 174V173H251ZM259 174V173H258ZM257 174V175H258ZM206 175V174H205ZM214 175V174H213ZM220 175V174H219ZM244 175V174H243ZM246 175V174H245ZM247 175H250V174H247ZM253 175V174H252ZM203 176V174H201V175H199L198 177L196 176V178H198V181H199V179H201V177ZM260 176V175H259ZM210 177H211V175H210ZM227 177V176H226ZM247 177V176H246ZM203 178H205V177H203ZM222 178V177H221ZM238 178V177H237ZM251 177H249V179H250ZM211 179V178H210ZM228 179V178H227ZM236 179V178H235ZM239 179V178H238ZM237 179V180H238ZM241 179V178H240ZM248 179V178H247ZM259 179V178H258ZM190 180V179H189ZM205 180H206V178H205ZM244 179L242 178V181H243ZM192 181V180H191ZM194 181V180H193ZM192 181V182H193ZM201 181V180H200ZM217 181V180H216ZM231 181V180H230ZM236 181V180H235ZM241 180H240V182H242ZM246 182L248 181V180H245ZM262 181V180H261ZM175 182V181H174ZM189 183H190V181H188ZM187 182V183H188ZM201 182H203V181H201ZM234 182V181H233ZM237 182L238 181H236V184H237ZM239 182V183H240ZM180 183V182H179ZM189 183L186 185V186H188L187 188L189 189V187H190V185H189ZM194 183V182H193ZM196 183V182H195ZM208 183V182H207ZM242 183H244V182H242ZM241 183V184H242ZM247 183H249V182H247ZM184 184V183H183ZM186 184V183H185ZM198 185H199V183H197ZM196 184V185H197ZM235 184V182L233 183V185ZM235 184V185H236ZM245 184V183H244ZM204 185V184H203ZM224 185V184H223ZM237 185H239V184H237ZM249 185V184H248ZM170 186V185H169ZM174 186V185H173ZM195 186V185H194ZM201 186V185H200ZM229 187L228 188H233V186L231 187L230 185H228ZM262 186H263V184H262ZM192 187V186H191ZM203 187V186H202ZM245 187V186H244ZM186 188V189H187ZM199 188V187H198ZM204 188V187H203ZM203 188H201L200 187V189H203ZM209 188V187H208ZM216 188V187H215ZM236 188H238L237 186H236ZM243 188V187H242ZM248 188V187H247ZM255 188V187H254ZM258 188V187H257ZM195 189V188H194ZM221 189V188H220ZM227 189V188H226ZM230 189V190H231ZM233 189H235V188H233ZM256 189V188H255ZM258 189H260V187L258 188ZM258 189H256V190H258ZM204 190H205V188H204ZM208 190V189H207ZM216 190V189H215ZM236 190V189H235ZM254 190V189H253ZM255 190V191H256ZM261 190V189H260ZM232 191H234V190H232ZM240 191V190H239ZM239 191H237L236 190V192H239ZM263 191H264V189H263ZM185 192V191H184ZM196 192L198 193L199 192V190L197 191L196 190ZM195 192V193H196ZM205 192V191H204ZM209 192V191H208ZM258 192V191H257ZM191 193H192V191H191ZM194 193V192H193ZM217 193V192H216ZM225 193H227L226 191H225ZM235 193V192H234ZM241 193H243V194H246V192L244 193V191L243 192H241ZM249 193V192H248ZM255 194V193H254ZM256 194H258V193H256ZM255 194V195H256ZM262 194V193H261ZM229 195V194H228ZM233 195V194H232ZM237 195V194H236ZM227 196V195H226ZM243 196V195H242ZM247 196V195H246ZM245 196V197H246ZM251 196V195H250ZM257 196V195H256ZM107 197V196H106ZM175 197V196H174ZM239 197V196H238ZM254 197V196H253ZM261 197V196H260ZM264 197V196H263ZM218 198V197H217ZM221 198V197H220ZM237 198V197H236ZM252 198V197H251ZM258 198H259V195H258ZM113 200H114V204H115V208L114 209H116V214L118 215V217H116V218H114V221H115V224L116 223H118V225H119V227L121 228V231L124 233V235L126 236V237H128L129 239H131V241H134V242H136V243H138L139 245L138 246H140V248L143 246V245H145L146 246V249L144 250V251H146L145 252V254H146V257L147 258H152V257H154V256H156V255H162V257L163 258H161L160 260H159V262L157 263V264H187L186 263V261H184L182 258H180V257H178L177 255V253H173V252H171V250H169L172 254L171 255H169V253L168 252H165L164 251V249L161 247V245H159V242L156 240V236L159 238V239H163V238H165V229L163 228V229H159L160 227H158L157 226V224H156V226L158 227H152L153 228V230H154V232H156L157 234H155L156 236L153 238L152 237V234H150V233H148V231L147 230H145L144 229V227H142L141 225H139L138 224V221H136L134 218H133V214L127 209V206H126V204L124 203V201H120V202H118L115 198H112ZM171 199H173V198H171ZM260 199V198H259ZM263 199V198H262ZM173 200H175V199H173ZM232 200V199H231ZM202 201H204V200H202ZM217 201V200H216ZM244 201V200H243ZM247 201V200H246ZM252 202V201H251ZM250 202V203H251ZM174 203V202H173ZM264 203V202H263ZM263 203H262V205H263ZM214 204V203H213ZM247 204V203H246ZM256 204V203H255ZM261 204V203H260ZM172 205V204H171ZM182 205H183V203H182ZM221 205V204H220ZM251 205L252 204H250V206H247V207H245L243 210H244V212H246V213H248L249 214V216L252 218H256L257 216L259 217V216H261L262 215V212L261 211H259L258 209V211L260 212V214L261 215H258L257 214V216H256V209H254V207H251ZM257 205V204H256ZM200 206V205H199ZM246 206V205H245ZM253 206V205H252ZM203 207V206H202ZM207 207V206H206ZM180 208V207H179ZM193 208V207H192ZM199 208V207H198ZM204 208V207H203ZM202 208V209H203ZM206 209V208H205ZM219 209V208H218ZM223 209V208H222ZM264 209V208H263ZM165 210V209H164ZM195 210V209H194ZM211 210V209H210ZM214 210V209H213ZM114 211V210H113ZM180 211V210H179ZM239 211V210H238ZM182 212V211H181ZM184 212V211H183ZM204 212V211H203ZM207 212V211H206ZM214 212V213H213ZM212 213H210L209 214V212H208V214L207 215H197L198 217L196 218V220H191V221H193V222H195V223H193V226H194V233H193V236H191V238H189L187 235H188V230L186 231L185 229H184V231H185V233H187V234H181L180 236V238H179V240H180V242H179V252H189V250L190 249H196V248H198V249H200L201 251H203L204 253L206 252H216V250H217V248H218V250L220 249L218 246H220L219 244H220V241H219V239L218 238H220V236H221V232H222V226H224V224L225 223H223L225 220L224 219H221V218H218L217 217V214H216V211H213ZM228 212V211H227ZM259 212H257V213H259ZM205 213V212H204ZM218 213V212H217ZM179 214H182V213H179ZM184 214V213H183ZM222 214H224L223 212H222ZM221 214V215H222ZM229 214H230V212H229ZM228 214V215H229ZM233 214V213H232ZM231 214V215H232ZM236 214V213H235ZM187 215V214H186ZM220 214L218 213V216H219ZM228 215H226V216H228ZM169 216H171V215H169ZM233 216V215H232ZM236 216H237V214H236ZM223 217H224V215H223ZM234 217V216H233ZM257 217V218H258ZM168 218V217H167ZM169 218H171V217H169ZM183 218V217H182ZM184 218H186V217H184ZM228 218V217H227ZM234 218H236V217H234ZM239 218V217H238ZM261 218H262V216H261ZM233 219V218H232ZM86 220V219H85ZM166 220V219H165ZM164 220V221H165ZM168 220V219H167ZM239 219H237V221L236 222H238V223H240L239 221H238ZM248 220V219H247ZM246 220V221H247ZM250 220V219H249ZM253 220V219H252ZM255 220H258L257 222L256 221H253V222H256V223H259V224H254V223H252L251 222V228H250V226L249 227H247V226H244L243 227V230H242V232L244 233L243 235H246V238L245 239H243L242 240V238L241 237H238L239 235H237L236 236V231H233L231 228V231H233V232H235V233H233V234H229L230 236V238H228L229 240H227V242H230V240H231V245H229L230 246V249H231V247H235V248H237V249H244V248H246V249H244V250H242V251H244V252H246V250L248 249V250H250L251 248H252V250L253 249H255V250H253V253H257V252H254V251H256V250H258L259 252H261V253H264V227L262 226V225H264V219H260V217H259V219H255ZM156 221V220H155ZM158 221V220H157ZM176 221H177V219H176ZM179 221V220H178ZM189 221V220H188ZM188 221H185L186 223H188L189 224V222ZM261 221H263V223L261 222ZM226 222V221H225ZM244 222V221H243ZM250 222V221H249ZM168 223V222H167ZM229 223H230V225H231V223H232V221L230 222V220H229ZM163 224V226H164V224L165 223H162ZM181 224V223H180ZM233 224H235V223H232V225ZM243 224V223H242ZM252 224H253V226H252ZM84 225H86V221H84V220H82V221H80V223L77 225V227H76V229L78 230V231H81L83 228H82V226H84ZM159 225H161V224H159ZM236 225V224H235ZM240 225V224H239ZM245 225H246V222H245ZM248 225H250V224H248ZM153 226H155V225H153ZM183 226H185L186 227V229H187V224H183ZM243 226V225H242ZM242 226L240 227L241 229H242ZM116 227V226H115ZM189 227V226H188ZM184 228V227H183ZM239 228V227H238ZM169 229V228H168ZM167 229V230H168ZM172 229V228H171ZM191 229V228H190ZM213 229V230H212ZM225 229V228H224ZM223 229V230H224ZM212 230V231H211ZM239 230V229H238ZM169 231V230H168ZM214 231V232H213ZM225 231V230H224ZM223 231V232H224ZM228 231H230V230H228ZM227 231V232H228ZM192 232V231H191ZM181 233V232H180ZM29 233L28 232H26V231H23V232H21L20 234H19V239L18 240H24V239H26V236L28 235ZM116 234V233H115ZM174 234H176V233H174ZM190 234V233H189ZM192 234V233H191ZM238 234V233H237ZM67 235V234H66ZM170 235V234H169ZM213 236L214 235V243L213 242H211V241H208L207 239H208V237L209 236ZM227 236V235H226ZM177 238H178V236H176ZM224 237L225 236H223V240L225 241L226 239H224ZM245 237V236H244ZM69 238V237H68ZM58 240H59V242H61V241H63V242H66V240H67V238H66V236L65 235H61L60 237H58ZM210 240V239H209ZM245 241H247L248 243L250 242L252 245H250V244H246L245 243ZM58 242V241H57ZM172 242V241H171ZM211 242V243H210ZM226 242V243H227ZM60 244V243H59ZM68 244V243H67ZM170 244V243H169ZM172 244V243H171ZM176 244V243H175ZM225 244V243H224ZM64 245V244H63ZM226 245V244H225ZM227 246V245H226ZM251 246V247H250ZM228 247V246H227ZM224 248V247H223ZM250 248V249H249ZM128 249V248H127ZM166 249H167V247H166ZM165 249V250H166ZM194 249V250H195ZM227 249V248H226ZM229 249V250H230ZM192 251V252H194V253H196L195 251ZM217 250V251H218ZM223 250V249H222ZM239 250V251H240ZM174 251V250H173ZM191 251V250H190ZM228 253H229V251H228V249L226 250ZM238 251V252H239ZM178 252V251H177ZM231 252H232V250H231ZM241 252V251H240ZM251 252V251H250ZM249 252V253H250ZM183 253H181V254H179V255H181V256H183L182 254ZM252 253V254H253ZM177 254V255H176ZM193 254V253H192ZM224 254H225V249H224ZM223 254V255H224ZM233 254H234V252H233ZM246 254H248V253H246ZM251 254V253H250ZM158 255V256H159ZM185 255H186V253H185ZM190 255V254H189ZM188 255V256H189ZM196 256L198 255V254H195ZM193 256V259H195L194 257H196V256ZM200 255H202V256H200ZM212 255V254H211ZM216 255V254H215ZM214 255V256H215ZM207 255H205L204 257H206ZM213 256V255H212ZM184 257V256H183ZM198 257H203V254H200V252H199V255H198ZM218 257V256H217ZM228 257L230 258V255L228 254ZM233 256H231V258H232ZM197 258V257H196ZM220 256L217 258L219 261H221L220 259ZM230 258V259H231ZM234 258V257H233ZM236 258V257H235ZM97 259V258H96ZM100 259V258H99ZM189 259V258H188ZM205 259V258H204ZM145 260V259H144ZM186 260H187V258H186ZM198 260V259H197ZM211 260H213V258H211ZM210 260V261H211ZM215 260V259H214ZM213 260V261H214ZM232 260V259H231ZM128 261V260H127ZM207 261V260H206ZM213 261H211V263H213ZM217 261V260H216ZM216 261H214V263H216ZM218 261V262H219ZM242 261V260H241ZM208 262V261H207ZM237 262V261H236ZM190 263V262H189ZM242 263V262H241ZM150 264H152V263H150ZM204 264V263H203ZM236 264V263H235ZM240 264V263H239ZM246 264H248V263H246Z\"/></svg>","mask_w":264,"mask_h":264}]
</instances>
